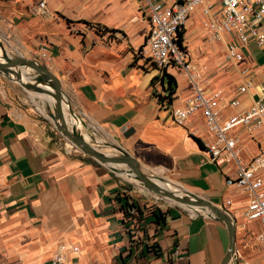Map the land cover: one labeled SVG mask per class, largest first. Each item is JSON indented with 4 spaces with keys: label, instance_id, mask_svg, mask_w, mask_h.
I'll return each mask as SVG.
<instances>
[{
    "label": "crops",
    "instance_id": "crops-1",
    "mask_svg": "<svg viewBox=\"0 0 264 264\" xmlns=\"http://www.w3.org/2000/svg\"><path fill=\"white\" fill-rule=\"evenodd\" d=\"M82 2L45 0L41 9L40 0H0L4 49L14 57L19 51L36 59L59 79L63 100L76 115L75 120L67 116V122L84 124L86 140L98 133L103 143L115 139L148 170L228 213L236 225L235 251H242L246 235H259L261 225L245 221L248 196L226 184L235 176V163L217 166L206 160L205 146L213 137L203 117L197 113L183 125L173 122L171 111L182 107L192 90L183 71L161 70L138 54L149 31L140 2L95 0L91 15ZM70 6L77 8L75 17L68 14ZM207 20L196 9L182 30V42L201 85L219 90L224 100H240L236 109L225 106L226 118L247 110L255 99L256 88L244 94L237 89L247 79L255 87L262 84L264 50L251 44L241 63L227 62L224 44L210 40ZM164 73L174 77L176 89L170 106L161 107ZM23 77L20 81H30ZM1 80L0 264H55L56 254L64 257L63 264L221 263L228 248L223 223L170 209L162 211L161 224L150 213L140 222L125 220L119 200L124 188L109 169L71 156L56 141L60 135L31 115ZM41 95L50 102L46 93ZM235 131L246 164L264 149V125L253 133ZM251 263H264V255Z\"/></svg>",
    "mask_w": 264,
    "mask_h": 264
},
{
    "label": "built area",
    "instance_id": "built-area-1",
    "mask_svg": "<svg viewBox=\"0 0 264 264\" xmlns=\"http://www.w3.org/2000/svg\"><path fill=\"white\" fill-rule=\"evenodd\" d=\"M147 16L149 31L144 45L138 54L146 57L151 64L161 70L169 67L184 72L192 90V96L180 108L171 111L175 124L183 125L191 116L199 113L205 122L213 141L205 146L206 160L221 166L228 161L235 163V176L227 179L228 186L237 187L248 196L243 217L247 223L259 221L261 231L258 242L264 251V149H261L250 162L244 164L237 149L236 129L253 132L264 125V81L255 87L247 79L237 89L244 94L256 88L255 99L249 108L224 118L225 106L236 109L241 102L237 97L224 100L219 90H208L198 80V72L192 65L184 44H178V33L183 30L189 16L200 9L209 17L205 22L210 40L225 46L224 58L227 62L241 63L244 50L251 44L264 50V0H138ZM39 7L44 9L45 0ZM45 54V49L40 50ZM193 70L196 71L193 72ZM243 69L242 74H248ZM227 205L230 201L226 202ZM78 252L77 248H73ZM239 255L234 251L230 263L237 264ZM53 262L63 264L64 257L56 254ZM229 263V264H230Z\"/></svg>",
    "mask_w": 264,
    "mask_h": 264
},
{
    "label": "water",
    "instance_id": "water-1",
    "mask_svg": "<svg viewBox=\"0 0 264 264\" xmlns=\"http://www.w3.org/2000/svg\"><path fill=\"white\" fill-rule=\"evenodd\" d=\"M0 51V75L6 76L10 73L12 76L9 78L13 81H16L22 88L31 89L39 93H46L47 95L51 96L55 101V105L53 107V113L49 115V118L53 122L55 131L59 133L64 139H66L73 147L80 151L84 156L89 157L96 164L104 166L114 165L120 167L125 172L132 173L135 179L139 181L143 188L147 191L170 198L187 207L200 209L203 213H205L207 218L223 223L228 234V248L220 264H229L230 259L235 251L236 225L235 221L231 218V216H229L228 213H226L220 207L213 205L211 202L197 197L189 192L185 197H181L171 193L170 191L161 189L152 181L150 177H147L141 171L139 162L122 147H113L120 153L118 157H112L111 155L103 153L99 147L85 139V137L80 132V128L75 123H71V120L70 125L67 123V116L75 120L76 115L71 107L63 100L61 83L59 79L54 76L44 64L40 63L36 59H26L24 57L11 56L6 52L1 43ZM16 68L20 71L22 69H26L28 71L18 73ZM22 76L28 78L31 83L20 81ZM80 125L85 127L84 124ZM116 170L117 169L115 167L109 168L111 176H114L113 173H117Z\"/></svg>",
    "mask_w": 264,
    "mask_h": 264
},
{
    "label": "rangeland",
    "instance_id": "rangeland-1",
    "mask_svg": "<svg viewBox=\"0 0 264 264\" xmlns=\"http://www.w3.org/2000/svg\"><path fill=\"white\" fill-rule=\"evenodd\" d=\"M94 1L95 0H83L82 5H84L87 13L89 12L90 15L93 14L94 11ZM76 8V7H75ZM70 12L68 14L72 17H75L77 15V8L74 9L72 6H70ZM72 22V21H70ZM94 20H91V24H94ZM95 25V24H94ZM1 45L4 47L6 43L0 41ZM7 52V51H6ZM8 53V52H7ZM1 55V51H0ZM10 55V54H9ZM13 56V55H11ZM16 56L17 57H23L19 51H16ZM18 73L21 72H27L28 70L22 69L21 71L16 68ZM193 72L196 73L195 70ZM14 73V72H13ZM14 75V74H13ZM1 76V82L8 85L10 88H12V94L15 97V99L22 104V106L30 112L31 115L34 117L38 118L43 124L46 125L48 130L52 133H57L53 127V122L49 118V115L53 113V107L50 104L46 98H44L41 93L33 91L31 89H24L22 88L16 81L11 80L9 77L12 76V74L8 75H0ZM16 76V75H14ZM206 77V76H205ZM208 78V77H207ZM14 79V78H13ZM24 80H26V77H23ZM46 100V101H45ZM38 105V106H37ZM38 107V111L36 108ZM41 113V114H40ZM68 123V122H67ZM80 128H84L80 125ZM81 132V129H80ZM254 132V131H253ZM253 132H248V133H253ZM59 134V133H57ZM60 135V134H59ZM84 136V135H83ZM87 140L90 141L91 143L95 144L97 147H99L102 151H108V155H111L112 157H118L120 153L116 151L113 147L119 146L117 141L113 138H110L109 143H103L100 139L99 133L91 136V135H86ZM60 138H57L56 141L60 143L62 147H64L68 153L71 156H79V157H85L89 159L90 161H93L87 156H84L80 151H78L75 147H73L66 139H64L61 135ZM85 137V136H84ZM238 137V133H237ZM120 147V146H119ZM94 162V161H93ZM140 165L141 171L147 176L150 177L151 179H156L155 183L157 186L167 189L166 185L160 184L162 181H169L173 186H175L178 189L185 190L179 183L176 181L170 179L168 176L165 174L159 173V172H152L145 168L143 165ZM113 175L116 177V179L121 183V185L124 188L123 192V197L132 199L135 202L138 203V205L141 207L143 212L145 214H149L150 211L152 210H159V211H166V210H174L178 212H186V213H195L183 206V204H179L178 202L167 198V197H162L157 194L151 193L147 191L146 189L143 188L142 184L138 182L136 179L134 180H129L118 173H113ZM158 178V180H157ZM185 192H182V196H186ZM204 214L202 211H197L195 214ZM206 216V215H205ZM247 238V245L241 250H239L238 255L239 259L237 260V264H253L251 261L257 260L258 257L263 256V252L261 251L260 244L258 242V234L254 235L253 233H248L246 235ZM264 264V263H262Z\"/></svg>",
    "mask_w": 264,
    "mask_h": 264
},
{
    "label": "trees",
    "instance_id": "trees-1",
    "mask_svg": "<svg viewBox=\"0 0 264 264\" xmlns=\"http://www.w3.org/2000/svg\"><path fill=\"white\" fill-rule=\"evenodd\" d=\"M177 39H178L179 46L182 47L183 45L182 31L178 33ZM164 76L166 77V80H167V83L165 86V95L158 97L159 106L161 107L170 106V104L172 103L173 95L175 93V89H176V81L174 77L167 73H164ZM119 200L120 201L122 200L120 209H121V212L123 213V217L125 220H129V221L137 220L140 222L146 218L144 215L145 213L143 212V210L141 209V207L138 205L137 202H135L132 199L125 198V197H121V198L119 197ZM150 217H152L157 224H161L165 219V213L159 210H152L150 211ZM151 248L154 251H156L155 245H153Z\"/></svg>",
    "mask_w": 264,
    "mask_h": 264
},
{
    "label": "bare ground",
    "instance_id": "bare-ground-1",
    "mask_svg": "<svg viewBox=\"0 0 264 264\" xmlns=\"http://www.w3.org/2000/svg\"><path fill=\"white\" fill-rule=\"evenodd\" d=\"M15 79V78H14ZM26 83H31V81H28V82H26ZM48 96V98H49V100H50V102L51 103H53L54 105H55V101H54V99L51 97V96H49V95H47ZM36 110H37V108H36ZM38 111V110H37ZM39 112V111H38ZM41 114V113H40ZM77 126L79 127V123H77ZM108 169L110 168V167H115L117 170H116V172L119 174V175H121V176H123V177H125V178H127V179H129V180H134L135 179V177H134V175L132 174V173H130V172H125L122 168H120V167H117V166H114V165H111V166H108V165H105ZM155 180L156 179H152V181L155 183ZM157 180H158V178H157ZM139 182V181H138ZM164 183V185H166L167 187V189H163V188H161V189H163V190H167V191H170L171 193H173V194H175V195H178V196H181L182 197V192H185L186 194L188 193V191H185V190H181V189H178V188H176L175 186H173L169 181H162V182H160V184H163ZM156 184V183H155ZM185 194V195H186ZM157 195H159V194H157ZM159 196H161V195H159ZM163 197V196H162ZM180 204V203H179ZM184 206V205H183ZM187 209H189V210H191V211H193V212H197V211H201L200 209H195V208H190V207H187V206H185Z\"/></svg>",
    "mask_w": 264,
    "mask_h": 264
}]
</instances>
